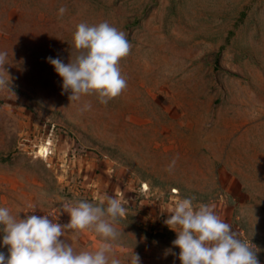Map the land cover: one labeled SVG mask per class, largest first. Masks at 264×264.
Listing matches in <instances>:
<instances>
[{"label":"rangeland","instance_id":"1","mask_svg":"<svg viewBox=\"0 0 264 264\" xmlns=\"http://www.w3.org/2000/svg\"><path fill=\"white\" fill-rule=\"evenodd\" d=\"M104 21L131 44L127 88L106 105L71 102L47 58L67 64L76 25ZM0 51V207L67 224L63 202L115 196L122 264L132 252L181 264L164 221L191 197L264 264V0H0ZM61 239L77 252L102 243L92 230Z\"/></svg>","mask_w":264,"mask_h":264},{"label":"clouds","instance_id":"2","mask_svg":"<svg viewBox=\"0 0 264 264\" xmlns=\"http://www.w3.org/2000/svg\"><path fill=\"white\" fill-rule=\"evenodd\" d=\"M66 6L58 9L60 17ZM72 56L66 64L59 57H48L55 71L62 77V89L71 92L69 100L80 101L83 96H97L107 104L127 88V80L119 67L128 56L131 44L126 34L107 21L96 25L81 22L73 33ZM8 53L0 51V86L7 81L2 73L8 64ZM7 73V72H6ZM85 102L81 112L90 111ZM174 157L166 171L171 173L177 163ZM70 215V222L60 224L49 215H13L7 207H0L3 225V244L8 256L0 252V264H122L116 257L114 242L121 233L114 226L125 217L127 209L115 196H104L98 201H65L61 204ZM164 223L177 233L173 247L180 249L181 264H259L256 251L237 237L230 224L223 221L208 204L194 207L193 198H178ZM65 230L77 233L92 230L102 243L94 251L77 252L66 239ZM130 264H141L139 254L132 252Z\"/></svg>","mask_w":264,"mask_h":264},{"label":"bare ground","instance_id":"3","mask_svg":"<svg viewBox=\"0 0 264 264\" xmlns=\"http://www.w3.org/2000/svg\"><path fill=\"white\" fill-rule=\"evenodd\" d=\"M42 151H44V149H43ZM46 153H47V152H46ZM44 154H45V152H44Z\"/></svg>","mask_w":264,"mask_h":264}]
</instances>
